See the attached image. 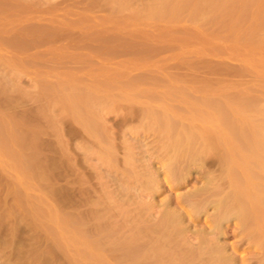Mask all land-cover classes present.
Listing matches in <instances>:
<instances>
[{
	"label": "rangeland",
	"instance_id": "1",
	"mask_svg": "<svg viewBox=\"0 0 264 264\" xmlns=\"http://www.w3.org/2000/svg\"><path fill=\"white\" fill-rule=\"evenodd\" d=\"M214 1L0 0V264H220L215 243L227 264H264L247 218L219 224L225 151L190 118L226 107L263 127L264 0ZM167 205L186 241L162 224Z\"/></svg>",
	"mask_w": 264,
	"mask_h": 264
},
{
	"label": "bare ground",
	"instance_id": "2",
	"mask_svg": "<svg viewBox=\"0 0 264 264\" xmlns=\"http://www.w3.org/2000/svg\"><path fill=\"white\" fill-rule=\"evenodd\" d=\"M175 1V0H174ZM178 1V0H177ZM194 0H192V2H193ZM207 1V0H206ZM211 1V4H212V1L213 2H215L214 0H210ZM209 0H208V2H210ZM218 1V3H220L221 1L220 0H217ZM224 1V0H223ZM184 2V1H183ZM196 2V1H195ZM228 2V1H227ZM226 2V3H227ZM207 3V2H206ZM217 3V6L216 7H218V6H220L221 5V3H220V5ZM194 4V3H193ZM210 3H208V6H210L209 5ZM175 6V4H171L170 6H171V8H170V10L172 11V9H173V7L172 6ZM206 5V4H205ZM216 4H214V6H215ZM189 6V5H188ZM196 6V5H195ZM213 6V7H214ZM223 6V5H222ZM186 7V6H185ZM184 7V8H185ZM111 8V7H110ZM183 8V9H184ZM244 9V8H243ZM117 10V9H116ZM213 10V9H212ZM238 10V9H237ZM252 10V9H251ZM26 11V10H25ZM230 11V10H229ZM243 11V10H242ZM198 12V11H197ZM158 13V12H157ZM180 14V13H179ZM230 14V13H229ZM234 15V14H233ZM248 15V14H247ZM205 18V17H204ZM215 19V18H214ZM178 21V20H177ZM187 21V20H186ZM193 22V21H192ZM254 22V21H253ZM122 23V22H121ZM176 23V22H175ZM225 26H226V24H225ZM231 26V25H230ZM227 27V26H226ZM209 28V27H208ZM235 29H237V28H235ZM195 30V29H194ZM177 32V31H176ZM132 36V35H131ZM198 36H200V35H198ZM210 36V35H209ZM212 37V36H211ZM214 38V37H213ZM212 38V39H213ZM158 39V38H157ZM185 39V38H184ZM211 39V38H210ZM149 41V40H148ZM262 58V57H261ZM152 93V92H151ZM169 94V93H168ZM181 94V93H180ZM187 95V94H186ZM153 97V96H152ZM155 97V96H154ZM164 99V98H163ZM185 100V99H184ZM190 100V99H189ZM205 101V100H204ZM206 101H208V100H206ZM223 101V100H222ZM241 102V101H240ZM243 103V102H242ZM205 105V104H204ZM228 105H229V102H228ZM192 106V105H191ZM196 106V105H195ZM206 106H207V104H206ZM227 106V105H226ZM208 107V106H207ZM223 107H224V105H223ZM236 107V106H235ZM239 107V106H238ZM237 107V108H238ZM193 108H195L194 106L192 107V111L194 110ZM199 108V107H198ZM203 108V107H202ZM225 108L226 107H224V110H225ZM230 108V107H229ZM249 108V107H248ZM258 108V107H257ZM172 109V108H171ZM181 109V108H180ZM190 109V108H189ZM212 109V108H211ZM218 109H220V108H218ZM231 109V108H230ZM229 109V110H230ZM239 109L240 108H238V111H239ZM165 110V109H164ZM224 110L221 108V110L219 111H214L212 114H209V113H205V112H202L201 110H194L193 112L192 111H190V110H188V111H190L191 112V116L192 117H190V115H189V117L190 118H194V116H196L195 118H197V116H198V119H199V117L200 118H202V120H204V121H206L207 122V124L209 123L210 125V129L208 130L209 132H208V136L209 137H206V138H204V140L206 139L208 142L210 141V143H211V141H212V143L214 144H216V145H218V146H221V147H223V149H224V151L225 152H223V153H225V157H224V159H226V164H227V168H228V171H226V172H228L227 173V175H228V180H229V184L232 186H230L231 188V190H233V191H231L230 189V193H232V195L230 196V193H229V196H230V199H231V201L230 202H233L232 204H230L229 205V207L228 208H226L227 210H226V215L224 214V216L223 217H221L220 215V217H218L219 219H220V222H219V224L221 223V222H223V220H227L228 219V215L229 216H231V219H239L240 217H242V218H245V221H246V218H247V221H250V227H249V229L248 230H250L251 232H254V234H256V236H257V239L260 241V242H262L263 244H264V196H262L263 194H262V192L264 193V178H262L261 176L263 175V173H264V144H263V139H264V125H263V127H262V125H258V124H255V123H257V122H251V121H253L252 119H250L251 121L250 122H248L249 121V118H247L245 115H247V114H244V116H242V118L244 117L245 119H243V120H241V119H238V120H240L243 124H244V126H248V129H250V127H252V129L254 130V132L255 133H253V134H255V139H254V137L253 138H251L253 135H251L250 134V136L251 137H249L248 136V134L246 135V132H235L234 130H239V129H242V128H244L243 127V125L241 126L240 124H242L241 122L239 123V122H237L236 124H238L237 126H236V128H235V122L233 123L232 121H234V119L231 121L233 124H231V122H230V118L232 117V115L230 116V113H231V111H229V113L228 112H225V114L227 113V114H229V115H227L226 114V116H224L225 114H224ZM232 110H234L235 111V109H232ZM258 110H260V109H258ZM155 111V110H154ZM169 111V110H168ZM223 111V112H222ZM226 111H227V109H226ZM233 111V112H234ZM242 111V110H241ZM257 111V110H256ZM182 112V111H181ZM216 112V113H215ZM220 112H222V114L220 113ZM236 112V111H235ZM251 112V111H250ZM249 112V113H250ZM180 113V112H179ZM189 113V112H188ZM239 113V112H238ZM167 114V113H166ZM168 114H169V112H168ZM167 114V116H169ZM187 114V113H186ZM257 114V113H256ZM160 116V115H159ZM228 116H230V118L228 117ZM163 117V116H162ZM167 118V117H166ZM228 118V120H229V123L227 122V119ZM240 118V117H239ZM252 118V117H251ZM254 118V117H253ZM84 119V118H83ZM163 119V118H162ZM161 119V120H162ZM186 119H188V118H186ZM153 120V119H152ZM167 120V119H166ZM195 120V119H194ZM237 120V121H238ZM176 121V120H175ZM182 121V120H181ZM189 121V120H188ZM89 122V121H88ZM161 122V121H160ZM186 122V121H185ZM167 123V122H166ZM189 123V122H188ZM250 123L252 124V126H249L250 125ZM191 124V123H190ZM193 124V123H192ZM206 124V123H205ZM229 124H231V125H229ZM155 125V124H154ZM164 125H165V123H164ZM208 126V125H207ZM234 126V127H233ZM239 126V127H238ZM241 126V127H240ZM168 127V126H167ZM232 127V128H231ZM196 128V127H195ZM234 128V129H233ZM239 128V129H238ZM202 129V128H201ZM184 130V129H183ZM166 131H168V130H166ZM206 131V132H205ZM204 132L205 133H202V134H205V135H207L206 133H207V130H205ZM241 131H244V130H241ZM198 132V131H197ZM250 132V131H249ZM248 132V133H249ZM167 133H169V131L167 132ZM171 133V132H170ZM250 133H252V132H250ZM162 134H164V133H162ZM174 134V133H173ZM190 134V133H189ZM201 134V135H202ZM167 135V134H166ZM181 135V134H180ZM173 136V135H172ZM247 136L249 137V138H247ZM195 137V136H194ZM197 137V136H196ZM203 137H204V135H203ZM184 138V137H183ZM245 138H247L248 140L251 138V140L250 141H245L244 139ZM172 139V138H171ZM174 140H175V138H173ZM200 139V138H199ZM246 139V140H247ZM253 139V140H252ZM5 140V139H4ZM178 140V139H177ZM182 141V140H181ZM253 141V142H252ZM5 142V141H4ZM3 142V143H4ZM179 142V141H178ZM193 142V141H192ZM199 142V141H198ZM174 143H176V142H174ZM173 144V143H172ZM175 145V144H174ZM182 145V144H181ZM188 145V144H187ZM186 145V146H187ZM176 146V145H175ZM178 146H179V144H178ZM178 146H176V147H178ZM218 146H216L217 148H218ZM1 147H4V146H1ZM215 147V146H214ZM9 148V147H8ZM181 148V147H180ZM208 148V147H207ZM2 150V149H1ZM12 150V149H11ZM180 150V149H179ZM2 152H3V150H2ZM192 152V151H191ZM202 152V151H201ZM206 152V151H205ZM179 153V152H178ZM2 154H5V152H3ZM10 154V153H9ZM132 154V153H131ZM201 154V153H200ZM222 154V153H221ZM135 155V154H134ZM193 155V154H192ZM191 155V156H192ZM195 155V154H194ZM1 156V155H0ZM218 156V155H217ZM166 157V156H165ZM194 157V156H193ZM192 157V158H193ZM5 158H6V156H5ZM8 158V157H7ZM218 158V157H217ZM222 158V157H221ZM2 159V158H1ZM9 159H10V157H9ZM173 159V158H172ZM194 159H195V157H194ZM193 159V160H194ZM198 159V158H197ZM200 160V159H199ZM10 161V160H9ZM174 162V161H173ZM184 162V161H183ZM192 162V161H191ZM198 162V161H197ZM171 164V163H170ZM173 164V163H172ZM16 166V165H15ZM188 166V165H187ZM145 167V166H144ZM190 167V166H189ZM186 168V169H184V172H183V174H179L180 176H181V178H183L182 180H184V178H186L189 174H190V171H191V169L190 168ZM19 168V167H18ZM146 168V167H145ZM18 170V169H17ZM258 170H260V171H262L261 173H262V175H261V173H260V175L261 176H259L258 174V172L257 171ZM147 171V173H148V171L149 170H146ZM180 172V171H179ZM225 172V173H226ZM16 173V172H15ZM258 173V174H257ZM22 174V173H21ZM149 174H151L150 172H149ZM154 174V173H153ZM223 174V173H222ZM20 175V174H19ZM145 176H147V175H145ZM148 176H150V175H148ZM216 177V176H215ZM263 177H264V175H263ZM23 178V177H22ZM148 178V177H147ZM155 177L153 176V177H151V181L152 182H155L156 180L154 179ZM181 178H180V180H181ZM212 178V177H211ZM226 178V179H227ZM20 179H21V177H20ZM149 179V178H148ZM155 181H154V180ZM157 179H158V177H157ZM217 179V178H216ZM23 180V179H22ZM209 180H211V179H209ZM215 181V180H214ZM22 182V181H21ZM24 182V181H23ZM227 183V182H226ZM25 184V183H24ZM152 184V183H151ZM223 184H224V182H223ZM228 184V185H229ZM22 185H23V183H22ZM154 185H155V183H154ZM211 185V184H210ZM25 186V185H24ZM28 186V185H27ZM157 187V186H156ZM209 187V186H208ZM212 187V186H211ZM211 187H210V189H211ZM151 188H152V186H151ZM206 188H207V186H206ZM221 188V187H220ZM33 189V188H32ZM201 189H202V187H201ZM201 189H199V191L201 190ZM209 189V190H210ZM214 189V188H213ZM152 190V189H151ZM157 190V189H156ZM155 189H154V191H156ZM202 190H205V188L204 189H202ZM208 190V191H209ZM25 191V190H24ZM30 191H32V190H30ZM198 191V192H199ZM219 191H220V189H219ZM262 191V192H261ZM202 192H205V191H202ZM210 192V191H209ZM208 192V193H209ZM194 193H196V192H194ZM207 193V192H206ZM208 193L207 194H205V195H208ZM217 193V192H216ZM215 193V194H216ZM257 193H261L262 195H260V196H262V197H260L259 196V194L257 195ZM191 194V193H190ZM211 194L212 193H210V196H211ZM214 194V193H213ZM219 194V193H218ZM192 196H194L193 194H191ZM196 195H198V193H196ZM203 196H205L204 194H202ZM188 196V195H187ZM200 196H201V194H200ZM33 197V196H32ZM191 197V196H190ZM212 197V196H211ZM193 197H191V199H192ZM201 198V197H200ZM205 199L207 198L206 196L204 197ZM210 198V197H209ZM35 199V198H34ZM190 199V200H191ZM198 199V201H196ZM210 199H212V198H210ZM220 199V198H219ZM223 199V198H222ZM221 199V200H222ZM229 199V200H230ZM185 200H186V198H185ZM189 200V199H188ZM187 200V201H188ZM196 200H195V196H194V200L193 201H195V202H200V200H199V198H196ZM215 200V199H214ZM214 200H212V201H214ZM219 201V202H217L216 203V206L215 207H221L222 206V204H223V202L222 201ZM228 200V201H229ZM233 200V201H232ZM205 201V200H204ZM227 201V200H226ZM192 202V201H191ZM191 202L189 201V203L191 204ZM201 202H202V200H201ZM200 202V203H201ZM229 202V203H230ZM34 203V202H33ZM44 203V202H43ZM188 203V202H187ZM200 203H199V205H200ZM205 203V202H204ZM203 203V206L201 207V213H202V211L203 210H206L207 209V207H209L210 206V204H213V203H215V202H213V203H209L208 202V204H204ZM228 203V202H227ZM151 205V204H150ZM153 205V204H152ZM166 205V204H165ZM197 205V204H196ZM199 205L197 206V207H194L195 209H193L190 205V208H192V210H195V211H198V210H196V208L197 209H200L199 208ZM214 205L215 204H213V207H214ZM168 207H167V210H168V208H169V205H167ZM201 206V205H200ZM226 206V205H225ZM224 207V206H223ZM146 208V207H145ZM151 208V207H150ZM189 208V207H188ZM50 209V208H49ZM220 209V208H219ZM217 210V209H216ZM221 210V209H220ZM224 210V209H223ZM238 210V211H237ZM173 211V210H172ZM189 211H190V209H189ZM194 211V213H196ZM220 212V211H219ZM45 213V212H44ZM50 213V212H49ZM52 213V212H51ZM204 213V212H203ZM221 213H225V212H223V211H221ZM237 213H238V216H240V217H238L237 216ZM240 213V214H239ZM43 214V213H42ZM192 215H193V213H191ZM50 217H49V219L50 220H52L53 221V224H55V223H57V226H58V224H59V230H60V232H58V234L60 233V237L59 238H61L62 239V241L66 244V245H68V247L69 246H75V245H83L82 244V242H81V240L79 239L80 237H78L76 234H77V232H76V234H74V232L73 233H71V232H69L68 230H66L65 229V226L66 225H63V223L57 218V216H56V214H50L49 215ZM182 215L180 214H177V213H175V212H171V210H168V211H165L164 212V219H163V222H162V224H166V225H169L168 227H170V225L174 228L175 227V230H177V231H175L174 229V232L173 233H176V232H178V234L176 235V236H179V235H182V237L180 236V238H182V240L183 241H186L187 239V237L185 238V240H184V238H183V236H184V232L186 231V230H184V225L182 224ZM223 218V219H222ZM216 219V218H215ZM222 219V220H221ZM48 220V219H47ZM165 220V221H164ZM230 220V219H229ZM184 221V220H183ZM55 222V223H54ZM227 222H228V220H227ZM218 223V222H217ZM50 224V223H49ZM164 224V225H165ZM216 224V223H215ZM218 224V225H219ZM217 225V226H218ZM249 225V224H248ZM54 226V225H53ZM164 227V226H163ZM167 227V226H166ZM218 227H220V226H218ZM55 228V227H54ZM58 228V227H57ZM219 229V228H218ZM247 229V228H246ZM69 230H72L73 231V229H69ZM214 230V229H213ZM215 231V230H214ZM220 231V232H219ZM219 231H215V232H219L220 234H221V229H219ZM247 231V230H246ZM215 232H214V234H215ZM223 232V231H222ZM203 233V232H202ZM212 233V232H211ZM245 233V232H244ZM217 235H218V233H216ZM215 234V236H217ZM219 234V235H220ZM224 234V233H223ZM253 234V233H252ZM250 235V234H249ZM248 235V236H249ZM56 236V235H55ZM58 236V235H57ZM252 236V235H251ZM255 236V235H254ZM209 237V236H208ZM82 238V237H81ZM178 238V237H177ZM179 238V239H180ZM207 238V237H206ZM214 238H219V236H217V237H214ZM211 239V240H213V241H216L215 239ZM60 239V240H61ZM179 239L177 240V241H179ZM205 240V239H204ZM208 240V239H207ZM210 240V241H211ZM219 240V239H218ZM253 240V239H252ZM166 241V240H165ZM173 241V240H172ZM201 241V240H200ZM210 241H208V243L210 242ZM213 241H211V242H213ZM61 242V241H60ZM124 242V241H123ZM189 242V241H188ZM202 242V241H201ZM207 242V241H206ZM216 242H219V241H216ZM252 242V241H251ZM84 244H86L85 242H83ZM177 243V242H176ZM92 245V244H91ZM187 245V244H186ZM209 245V244H208ZM212 244H210V246H211ZM215 246H213L212 245V247H214L213 248V254L211 253V255L213 256H215V259L218 261V262H220V264H227V263H229V261L230 260H228L229 259V257H226L225 256V254L222 252L223 250L221 249V247H219L218 245H217V247H219V248H216V243L214 244ZM118 246V245H117ZM190 246H192V245H190ZM200 246V245H199ZM65 247V246H64ZM88 248H90V246H89V244H88V246H87ZM87 247H85L86 249H88ZM66 248V247H65ZM79 248V247H78ZM82 246H80V250L78 251V252H80L81 254L79 255L81 258H83V263L85 262L84 260H85V257H86V254H85V251L84 252H82L81 250H82ZM196 248V247H195ZM206 248V247H205ZM70 249V248H69ZM84 249V248H83ZM85 249V250H86ZM207 249V248H206ZM94 250V249H93ZM93 250H91V251H93ZM70 251V250H69ZM211 251V250H210ZM89 252V251H88ZM94 252V251H93ZM170 252V251H169ZM71 253V252H70ZM73 253V252H72ZM87 253V252H86ZM99 253V252H98ZM102 253V252H101ZM126 253V252H125ZM202 253V252H201ZM75 254H76V252H75ZM91 254V256L92 257H94L93 255H92V252L90 253ZM89 254V255H90ZM178 254V253H177ZM209 254V253H208ZM85 257H84V256ZM88 255V254H87ZM95 255H96V250H95ZM104 255V254H103ZM101 256V255H99V254H97V256L96 257H94L95 259H96V264H111V263H109L108 261H106L104 258V256ZM157 255V254H156ZM73 256H75L74 254H73ZM91 256H89V257H86L87 259L88 258H90ZM129 255H127V257H128ZM199 256H201V255H199ZM208 256V255H207ZM75 257H78V254H77V256H75ZM74 257V258H75ZM104 257V258H103ZM264 257V256H263ZM182 258V257H181ZM180 258V259H181ZM193 258V257H192ZM91 259V258H90ZM92 260V259H91ZM170 260V259H169ZM169 260L167 261L168 263H169ZM228 260V261H227ZM160 260H158V262H159ZM166 261V260H165ZM188 261V260H187ZM80 262H81V260H80ZM216 262V261H215ZM212 263V262H211ZM94 264V263H93ZM163 264V263H162Z\"/></svg>",
	"mask_w": 264,
	"mask_h": 264
}]
</instances>
